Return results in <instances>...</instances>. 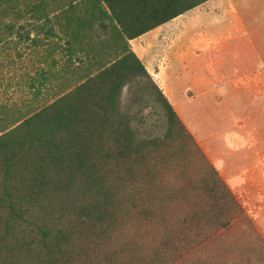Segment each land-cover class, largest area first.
Masks as SVG:
<instances>
[{"label": "rangeland", "instance_id": "obj_1", "mask_svg": "<svg viewBox=\"0 0 264 264\" xmlns=\"http://www.w3.org/2000/svg\"><path fill=\"white\" fill-rule=\"evenodd\" d=\"M184 13L129 39L151 77L123 86L122 110L138 113V139L170 129L172 139L152 177L121 168L123 187L115 199L106 196L117 215L101 247L80 226L86 207L101 204L95 191L80 176H44L34 164L45 137L34 136L37 122L29 118L54 85L70 84L63 72L49 84L42 69L53 60L59 68L63 57L25 37V17L0 16V264H105L111 250L119 264H264V231L221 175L232 140L264 141V0H208ZM196 26L201 34L184 35ZM212 167L224 183L214 191L217 199L224 194L216 205L202 180ZM133 206L152 214L143 220ZM65 243V256L54 253Z\"/></svg>", "mask_w": 264, "mask_h": 264}, {"label": "trees", "instance_id": "obj_2", "mask_svg": "<svg viewBox=\"0 0 264 264\" xmlns=\"http://www.w3.org/2000/svg\"><path fill=\"white\" fill-rule=\"evenodd\" d=\"M206 1L0 0V16L12 11L17 17H25L26 25L21 26L27 29L25 37L52 52L59 51L63 57L59 68H55L57 62L53 60L42 69L43 79L49 84L61 72L69 76L70 84L54 85L57 91L45 97L38 111L29 118L28 122H37L38 128L32 130L34 136L45 137L43 146L34 155L37 161L34 164L44 176L65 181L80 176L95 191L101 204L86 207L81 214L86 216L80 224L85 240L95 243V247H101V237L113 228L117 209L105 206L106 196L115 199L123 187L119 177L121 168L131 170L134 176L133 170L138 173L142 170L144 175L152 177L158 156L161 158L172 139L171 129L162 135L138 139L133 127L138 113L122 110L119 94L123 86L136 76L151 77L130 48L129 39ZM16 26L15 22L7 23L11 30ZM83 34L88 35L86 40L81 39ZM160 92L169 114L178 120ZM211 171L210 180H202L210 183L212 191L207 195L216 205L224 194L220 193L217 199L214 191L218 182H223L213 167ZM131 187L129 200L135 204L136 183ZM131 211L143 220L152 214L148 206L138 209L133 206ZM182 232L170 230L168 235ZM67 245L58 244L54 253L65 256L69 251ZM117 258V250L107 251L104 262L119 264Z\"/></svg>", "mask_w": 264, "mask_h": 264}, {"label": "crops", "instance_id": "obj_3", "mask_svg": "<svg viewBox=\"0 0 264 264\" xmlns=\"http://www.w3.org/2000/svg\"><path fill=\"white\" fill-rule=\"evenodd\" d=\"M194 32L201 34L203 27L184 28V35L188 37ZM232 141V148L222 156L221 175L264 231V153L253 148L245 150L246 147H264V141Z\"/></svg>", "mask_w": 264, "mask_h": 264}]
</instances>
